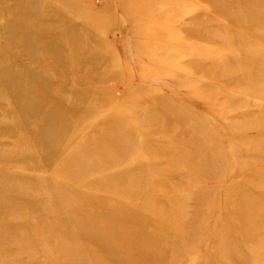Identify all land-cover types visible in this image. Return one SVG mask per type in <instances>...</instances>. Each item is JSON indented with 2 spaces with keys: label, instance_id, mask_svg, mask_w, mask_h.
<instances>
[{
  "label": "rangeland",
  "instance_id": "374dc122",
  "mask_svg": "<svg viewBox=\"0 0 264 264\" xmlns=\"http://www.w3.org/2000/svg\"><path fill=\"white\" fill-rule=\"evenodd\" d=\"M0 264H264V0H0Z\"/></svg>",
  "mask_w": 264,
  "mask_h": 264
}]
</instances>
